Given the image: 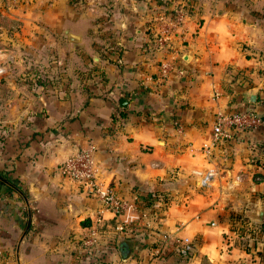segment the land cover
Returning a JSON list of instances; mask_svg holds the SVG:
<instances>
[{"label":"crops","instance_id":"crops-1","mask_svg":"<svg viewBox=\"0 0 264 264\" xmlns=\"http://www.w3.org/2000/svg\"><path fill=\"white\" fill-rule=\"evenodd\" d=\"M3 31L24 69L0 88L2 264L264 262V0H0ZM246 110L261 125L206 157L217 114ZM89 145L121 215L59 170ZM164 234L192 252L157 254Z\"/></svg>","mask_w":264,"mask_h":264},{"label":"built area","instance_id":"built-area-1","mask_svg":"<svg viewBox=\"0 0 264 264\" xmlns=\"http://www.w3.org/2000/svg\"><path fill=\"white\" fill-rule=\"evenodd\" d=\"M184 17L185 8L184 6H181L175 10L172 19L173 26L180 25L183 22ZM166 39V32L162 31L156 36L155 44L158 47H163L166 43ZM169 69L170 67H168L167 64H164L163 74H166ZM261 123V117L252 110L218 113L213 125L211 139L208 143L202 145L206 157L211 155L214 146L232 139L234 131L239 129L247 130L257 128ZM94 149L93 145L77 149L62 161L59 165V170L64 175L80 183L85 188L86 192L99 202L104 211H108L116 217L123 214L128 207H130V203L126 199L121 198L111 185L105 183L103 179L99 177L96 163L94 161ZM211 177L212 172L210 171L204 176L203 183H209ZM133 228L134 227H131V225L120 224L118 226V229L121 231H130ZM162 238L164 240V245L158 247L157 254L165 255L166 243L168 241L175 244L179 253L183 256L189 255L193 250V242L188 237L164 234L162 235ZM84 244L89 250L98 245L97 232L92 231L90 237L84 241ZM0 264H2L1 259ZM260 264H264V262Z\"/></svg>","mask_w":264,"mask_h":264},{"label":"rangeland","instance_id":"rangeland-1","mask_svg":"<svg viewBox=\"0 0 264 264\" xmlns=\"http://www.w3.org/2000/svg\"><path fill=\"white\" fill-rule=\"evenodd\" d=\"M5 36H12V32H8V31L4 32L3 31L0 33V45H2V46L5 45V43H4ZM4 49H5V47L2 48L3 53H5ZM49 54H51L50 51H49ZM66 54H69V53L67 52ZM23 69H24V67H22V65H12L10 63V61H7L5 59V56L0 57V88L4 87V85L6 84L5 78L2 76V75H4V72H6L7 70L8 71L10 70L12 73H18V72H22ZM96 246L94 248H96Z\"/></svg>","mask_w":264,"mask_h":264},{"label":"water","instance_id":"water-1","mask_svg":"<svg viewBox=\"0 0 264 264\" xmlns=\"http://www.w3.org/2000/svg\"><path fill=\"white\" fill-rule=\"evenodd\" d=\"M256 97H257V94L255 92H252V93H249L248 95H246V98L248 100H250V101H255ZM127 103H128L127 99H121V105L123 107H126ZM258 214H259V216H258L257 220L259 221L260 220L261 211H259ZM26 230H27V228H26ZM123 249H126V247H123Z\"/></svg>","mask_w":264,"mask_h":264},{"label":"trees","instance_id":"trees-1","mask_svg":"<svg viewBox=\"0 0 264 264\" xmlns=\"http://www.w3.org/2000/svg\"><path fill=\"white\" fill-rule=\"evenodd\" d=\"M76 1H77V0H76ZM1 177L5 179V177H4L3 175L0 174V178H1ZM4 181H5V180H4ZM242 222H243L245 225H248V223H247L246 220L242 219Z\"/></svg>","mask_w":264,"mask_h":264}]
</instances>
